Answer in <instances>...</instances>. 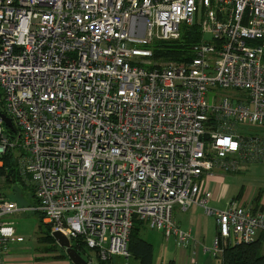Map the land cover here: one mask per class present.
Returning <instances> with one entry per match:
<instances>
[{
  "label": "built area",
  "instance_id": "1",
  "mask_svg": "<svg viewBox=\"0 0 264 264\" xmlns=\"http://www.w3.org/2000/svg\"><path fill=\"white\" fill-rule=\"evenodd\" d=\"M197 18L194 57L156 60ZM211 89L237 91L210 105ZM243 124L264 128V0H0V168L11 152L33 211L94 251L88 264L128 261L136 219L189 247L176 206L215 218L214 258L254 243L264 210L212 209L204 192V176L264 165V135ZM1 180L0 264L24 241L5 219L25 212Z\"/></svg>",
  "mask_w": 264,
  "mask_h": 264
},
{
  "label": "crops",
  "instance_id": "2",
  "mask_svg": "<svg viewBox=\"0 0 264 264\" xmlns=\"http://www.w3.org/2000/svg\"><path fill=\"white\" fill-rule=\"evenodd\" d=\"M252 166L254 165H244L236 173L217 172L212 176H204V192L211 193L209 207L216 210H227L232 203L239 202V207L242 208L252 207L254 210H264V185L256 186L255 181H245L240 178L242 174L249 172ZM242 180H244V184L240 186ZM32 199L34 198L32 197ZM199 209V207H193L188 211L181 209L176 215L177 226L191 233L193 244L189 247L181 248L175 237L167 239L162 232L156 231L162 236V242L152 241L156 244H163L164 254L167 258L166 263L174 260L177 264H213L217 260L205 251V247H212L216 236V220L213 218V234H211L209 233V224L205 217H202ZM15 231L16 236L22 237L24 241L7 243L2 253L3 264H73L70 259L61 258L64 250L52 251L51 246H48L51 243L41 241L42 237L38 239V244H27L26 236L20 235L18 229ZM261 236L263 234H260L258 239ZM194 242L197 243L196 246ZM262 250L264 252V242ZM114 262L117 263L120 260Z\"/></svg>",
  "mask_w": 264,
  "mask_h": 264
},
{
  "label": "trees",
  "instance_id": "3",
  "mask_svg": "<svg viewBox=\"0 0 264 264\" xmlns=\"http://www.w3.org/2000/svg\"><path fill=\"white\" fill-rule=\"evenodd\" d=\"M181 34L180 38L175 41H167V42H159L154 46L155 48V59L156 60H164V61H176V62H184L191 60L194 57L193 47L201 42L203 35L201 33V29L198 26H181ZM17 132V129H15ZM14 130V131H15ZM10 134V130L8 131ZM4 166L0 168V178H4V181L11 184H15L18 187L26 188L29 187L31 189L34 207L36 208L39 205L37 201L33 189L26 183L25 177L22 176L18 164L16 163L15 158L13 157L11 152H8L4 158ZM3 187V186H2ZM40 212H36L41 220V224L46 228L47 238L50 242L52 251L61 250L53 237L51 236V229L44 225L42 222L43 215L39 214ZM141 222V221H140ZM142 229H138L133 226L131 231L129 242H128V251L130 253V259L137 261L139 264H154V246L145 240L141 236V232L146 228L145 224L142 223ZM259 239L252 244H231L224 248L223 257L217 258V262L213 264H264V252H262V246L264 242V233H262ZM43 238V239H44ZM54 244H52V242ZM54 247V248H53ZM84 244L82 240H75L73 242V248L82 256H84ZM61 258H68L64 252ZM114 258L112 260H108L102 262L99 260V264H111L114 262ZM120 262L127 264L124 259L120 260ZM119 262L115 263L118 264ZM167 264H177L176 261L171 260Z\"/></svg>",
  "mask_w": 264,
  "mask_h": 264
},
{
  "label": "rangeland",
  "instance_id": "4",
  "mask_svg": "<svg viewBox=\"0 0 264 264\" xmlns=\"http://www.w3.org/2000/svg\"><path fill=\"white\" fill-rule=\"evenodd\" d=\"M198 22H199V18H197L196 26H198L200 28ZM182 26L191 27V26H187V25H182ZM236 91L237 90H235V89H232V90L211 89L209 91V94H208L209 104L214 105V103H215L214 99L219 101L221 98L226 97L231 92H236ZM239 131L243 136L254 135V134L264 135V128L254 126L251 124L240 125ZM253 165L254 166L251 167L250 171L247 172L246 174H242L240 176V178L245 179V181H247V180L255 181V183L257 184L256 186H263L264 185V165H260V164H253ZM243 181L244 180L241 181L240 186H242L244 184ZM1 182H2V186H3V187L1 186V189L4 192V194L10 200L17 203V205L20 209H25V212L15 213L11 216L6 217L5 220L7 222H11L13 224L14 229H18V232L20 235L26 236V243L27 244H38V239L40 237H42L41 241H48L47 238H44V237H47L46 228L41 224V220H40L39 216L37 214H35V212L33 211V209H35V208H34V203H33V199L31 196V189L29 187H26V188L18 187L15 184L10 185V183H8L4 180H1ZM200 209H199L200 214L202 215V217L203 216L205 217V219L207 220V223L209 224V233L213 234V224H214L213 218L214 217H211V216H208L207 214H205L203 208H200ZM178 210H181L180 206H176L173 210V220L174 221H176L175 219H176V215H177ZM134 224H135L136 228L142 229V224L139 220L136 219ZM158 232H161V231H158ZM158 232H156V230H152V229L147 227L143 230V232H141V236L145 240L149 241L154 246V251H155V253H154V264H167L166 263L167 258L165 257V254H164L165 251L163 248V244L162 243L156 244L155 242L152 241V240H154V241L162 242V236H160L158 234ZM70 242L73 246V242L71 240H70ZM52 244H53V242H52ZM48 246H51V245L49 244ZM53 246H54V244H53ZM179 247H181V246H179ZM167 248H168V246H167ZM93 252L94 251H85L84 254L86 256H90V257L94 258ZM262 252H263V250H262ZM67 259H69V258H67ZM122 259L123 258H121V257H114L115 261L122 260ZM101 261L105 262L102 259H101ZM125 262H127V264H139L137 261H135L133 259L125 261ZM216 262H217V260H215L214 263H216ZM2 264H3V261H2ZM111 264H115V262H112ZM118 264H124V263L119 262Z\"/></svg>",
  "mask_w": 264,
  "mask_h": 264
},
{
  "label": "water",
  "instance_id": "5",
  "mask_svg": "<svg viewBox=\"0 0 264 264\" xmlns=\"http://www.w3.org/2000/svg\"><path fill=\"white\" fill-rule=\"evenodd\" d=\"M3 119L5 126L14 131L15 127L11 119L7 116H3ZM51 236L73 264H88L87 260L73 248L70 240L61 232H54Z\"/></svg>",
  "mask_w": 264,
  "mask_h": 264
}]
</instances>
